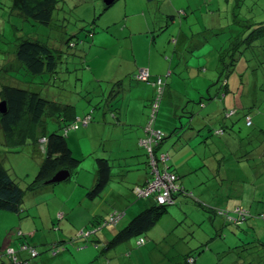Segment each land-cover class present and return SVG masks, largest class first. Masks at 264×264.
<instances>
[{
	"label": "rangeland",
	"instance_id": "1",
	"mask_svg": "<svg viewBox=\"0 0 264 264\" xmlns=\"http://www.w3.org/2000/svg\"><path fill=\"white\" fill-rule=\"evenodd\" d=\"M129 1L126 4L125 0H117L106 8L103 0H59L53 22L47 26L18 14L11 7L12 0H0V102L1 87L4 84L39 91L42 96L58 102L67 100L69 94H66L65 90L79 89L76 91L80 93H77L85 95L91 88L90 108L95 110L92 112V120L95 123L99 121L105 103L98 96V81L94 80L104 73L114 74L118 68L130 64L133 53H144L143 59L152 61L155 65L157 58L161 59L162 56L167 70L172 74H180L183 78L187 77L186 81L191 85L198 84L194 78L196 72L203 73L208 78L218 79L219 70L223 67L221 53L228 54L226 62L235 55L237 63L230 66L233 71L227 77L230 81L227 79L225 85H229L230 91H224L229 93L227 104L221 103L220 97L215 99L214 113H210V119H207L209 127H212L208 130L210 141L218 147V160L213 163L212 159V165L209 160L207 164L200 165L197 160V157L200 159V152L194 159L191 157L181 171H186L182 173V183L193 195L180 194L175 203L168 205V213L144 235V245L139 246L135 237L108 250L113 251L110 255L113 264H184L186 255L190 253L196 260L189 264H226L231 258V255L227 256L229 254H233L232 257L235 258L234 264H264V248L262 252L259 251L264 243V216L260 215L264 214V0ZM166 14L169 16L166 17ZM146 15L156 16V19L150 18L148 22ZM170 15L175 16L174 22ZM127 19H142V24L148 27L147 29L141 23L139 27H134L135 30L138 29V33L136 32V44L133 49L130 44L132 32L121 31L127 29ZM110 24L114 26L111 29L117 36L115 44V38H110L104 32ZM93 27L95 34L97 33L95 38L90 36L88 31ZM180 30L185 38L178 39ZM238 33L240 35L237 38ZM23 36L38 37L54 47L63 49L58 80H54L48 73L32 75L17 60L15 50ZM70 37L78 42L75 47L68 48L65 44L64 41ZM129 44L130 47H127ZM235 46L236 48H233ZM176 47L179 52L175 50ZM226 47H232L233 53L232 50L224 51ZM242 72L245 75L243 82L237 81ZM240 87L242 88L238 93L237 89ZM186 88L183 87V90H188ZM243 90L248 92L246 97L244 95V98L248 99L247 107L240 109L232 118H225L226 113L222 105L234 108L233 105L241 100ZM78 94L72 93L70 101L76 103L78 110L82 111L86 101ZM204 95L203 99L208 103L209 95L203 93L202 97ZM199 98L200 95L193 103V112L196 114H199L200 110ZM244 110L250 111L254 122L252 126L246 125L243 119ZM186 115L185 127L190 122V114ZM54 118L55 115L52 116L51 113L45 115L44 127L35 128L36 137L27 134L31 132L29 119L17 125L11 134L5 133L0 127V164L8 169L23 187L35 177L46 156V144L43 142L39 146L38 137L58 128ZM149 122L148 118L145 125ZM194 123L198 124L197 120ZM224 125H227L226 133H214L215 129ZM83 130L82 127L77 132ZM87 137L88 140L78 139L75 142V153L83 156L74 154L82 160L74 176L82 167L85 168L82 172L90 170L93 160L99 155L91 153L86 157L82 153L85 149L94 148L99 139L98 130L92 131ZM92 172L94 174V171ZM104 196L101 194L99 198ZM237 198L241 199L251 212L242 220L237 218L238 224H235L227 220L226 214L217 210L226 213L237 203ZM27 211L16 213L0 209V246L3 247L4 242H8L11 233L15 234L19 230V220H23L28 223L31 232L35 231V235L28 236V240L32 245H36L40 252L31 260V264H43V256H53L48 248L59 239L55 235L62 228L59 221L51 226L50 218L38 209L33 210L31 214ZM131 211L132 208L118 223L109 222L101 229L99 228L104 226L105 221L94 228L92 225L90 229L68 236L69 238H65L66 242L75 241L78 236L80 244L94 247L91 236L97 234L102 237L103 229L126 224L132 215ZM135 211L134 213H138L140 210ZM111 214L107 215L108 220ZM25 223L23 229L27 231L28 226L25 228ZM15 238V249H18V239L24 236ZM258 243L261 244L252 247V253L247 254L250 246ZM70 244L72 243H69V246ZM106 246L103 245L102 249H106ZM123 246L127 247L124 249ZM231 247L235 248L230 249ZM1 250L2 248L0 252ZM10 262L8 256L0 259V264ZM76 262L73 260L74 264ZM47 263L49 264L48 261Z\"/></svg>",
	"mask_w": 264,
	"mask_h": 264
},
{
	"label": "crops",
	"instance_id": "2",
	"mask_svg": "<svg viewBox=\"0 0 264 264\" xmlns=\"http://www.w3.org/2000/svg\"><path fill=\"white\" fill-rule=\"evenodd\" d=\"M116 1L117 0H115L114 3ZM129 2V0H125L126 4ZM104 4L106 8L113 5L111 4L108 6L105 2ZM159 14L162 13L159 12ZM167 16H169V14H166V17ZM170 17L174 22L175 16L170 15ZM150 18L156 19V16H147L148 22H150ZM140 23L148 29L146 25L142 24V19H136L133 21H128L127 19L125 25L127 29L124 28L121 30H130V32H132L130 39L132 49L134 48V44H136L135 38L138 33V29L135 30L134 27H139ZM111 28H114V26H111L110 24V27L104 32H106L110 38H115L113 41L115 44L117 42V36ZM92 31V37L95 38L97 33L95 34L96 31L94 27L92 28ZM239 35L240 33L237 34V38ZM143 37L148 39L146 36ZM180 38H185L182 30H180L178 39ZM130 44L127 47H130ZM175 50L179 52L178 47H176ZM143 54L144 53H133L130 64L125 65L122 68H118L114 74L104 73L98 77V79L94 80L98 81V85H96V91H99L98 96L102 99V102L105 103L104 110L99 116L100 119L95 123L92 120L86 128L83 127V132H77L78 129H74L70 130L68 133V143L72 148L73 153L77 154L75 153V150H77L75 149V142L78 139L88 140L87 136L89 133L94 130H98L99 139L95 142L94 148L89 150L85 149L82 153L86 157L91 153H97L99 154L97 157H106L111 161L113 166V179L102 192L105 196L101 198H99V196L96 198H89L87 195V190L94 185L96 179L97 163L95 159L93 160L92 166L89 164L90 170L88 169L87 172H82V169H85L82 167L81 170L79 169L77 171L76 176L73 174L66 181L45 185L37 188L36 190L28 191L23 198L21 203V212L28 210V214H31L33 210L37 211L38 209L40 213L50 218L51 226L52 224L55 225L56 221H59V226L62 229H59L60 232L55 235L59 238L55 241L56 243L66 242L65 238H69L68 236H73L74 234H78L80 231L90 229L92 228V225L93 228L95 226H99L113 210H123L126 215L132 208L131 219L135 214H137L134 213L136 212L135 210L141 211L148 205L147 200L143 201V199L136 198L133 192V187L137 184L145 183L150 176V168L147 162L148 156L146 154L147 152L145 147L142 146L141 139L146 137L145 124L149 118L150 102L153 98L155 88L153 84L137 81L133 76L141 67H147L150 69L152 75L151 78L153 80L158 74H164L168 70L162 56L161 59L157 58V63L155 65L152 64V61L149 62L144 60L142 57ZM60 72L61 71L58 67L57 77H55L57 80L59 78L58 73ZM67 72L69 71L67 70ZM52 78L54 79V77ZM184 78L180 74L176 73H173L168 78V83L165 88V96L162 101L159 116L154 125L156 129H160L165 132L164 139L158 147V154H166L167 161L163 162L164 159H161V163L159 164H161L163 169H167V165L170 166L171 170L180 174L181 181L184 175L182 173L186 172L181 171L182 167L190 160L191 157L194 159L195 155L197 156L199 152L202 155H200V159L197 157L200 165L207 164L208 160L212 165V159L213 163L218 160V147L210 141V133H208V130L212 127H209L210 123L207 119H210V113H214L213 104L215 99L220 97L221 103L227 104L226 100L229 93L224 91H230V89H228L229 85L225 86L227 85L228 78L224 80L222 85L220 82H217L218 79L208 78L206 75L199 72H196L194 75V78H196L195 81H197L198 84H188V81H186L187 77ZM244 78L245 75L244 72H242L240 79L237 81L243 82ZM228 81H230V79H228ZM51 82L57 81L51 80ZM183 87H187L188 90L192 92L190 93L188 90H183ZM242 87L237 89L238 93ZM76 90L79 89L64 91L66 94H69V96L66 97V101L58 102L57 100L51 99L57 102V105L67 104L73 106L70 110H61L55 105V107H53L50 111L52 116L55 115L54 121L57 122L58 127L60 125L58 121L62 119H65L68 123H70L79 116L95 112L93 108H90L91 88L86 91L87 93L85 95L78 94L77 92L80 93V91ZM72 93L78 94L79 97H83V100L86 101V105H84L82 111L78 110V105L76 103L70 101ZM203 93H208V103L204 101L205 95L202 97ZM199 95L200 110L199 114H196L193 112V103L196 102L195 100L199 97ZM244 95L246 97L248 92H242L241 100H238L236 104L233 105L234 108L239 109V112L240 109L243 107L246 108L248 105L246 103L248 99H245ZM233 97H235V95ZM222 106L225 110L224 113H227L228 110L231 109L227 105ZM190 108L193 110L191 111ZM245 112L250 114V111L244 110V113ZM187 113L190 114V122L187 127H185L184 118L187 117ZM226 117L229 118L227 115ZM243 119L247 126H252L254 124L253 122L252 125H248L245 117ZM195 120H197L198 124L194 123ZM218 129L221 128L215 129V134H217L216 130ZM39 137L38 142L40 146V144L43 143V136L39 135ZM203 147H205L204 150L202 149ZM78 152L81 154L80 151ZM152 165L153 164L151 162V166ZM92 171H94V174ZM90 172L93 176L92 174L90 175ZM183 185L185 184L183 183ZM236 200L238 201L233 205L232 209L237 206H241L245 210H249L248 212H251V210L244 205L241 199L237 198ZM12 217L15 218V216ZM24 223L25 222L23 220H19V230L15 234H10L8 242H4L3 247H1V252H3L4 248L7 246L15 247V237L20 238L21 236H24V238L18 239L16 246L20 247L24 241L30 242V240H28V236L35 235V231H30V227L27 225L28 223H25V228L28 226V229H26L27 231H25L23 229ZM124 225L117 228L103 229L104 234H102V237L97 236V231L95 233L96 235L91 236V241L95 243L94 247H87L82 250H78L76 248L77 245L80 244V240L78 239L70 244V246L68 245L65 250L62 249L56 256H43L41 258V262L43 264H46L47 261L49 264H74L73 260H76V264H113V260L110 256L113 254V251L108 249L103 250L102 246L106 245L107 242ZM103 227L105 226H101L99 229ZM21 230H24L23 234L20 233ZM123 247L125 249L127 246ZM123 247L121 248L122 250ZM1 252L0 255L2 254ZM116 255L119 259H121V256H119L117 252Z\"/></svg>",
	"mask_w": 264,
	"mask_h": 264
},
{
	"label": "trees",
	"instance_id": "3",
	"mask_svg": "<svg viewBox=\"0 0 264 264\" xmlns=\"http://www.w3.org/2000/svg\"><path fill=\"white\" fill-rule=\"evenodd\" d=\"M58 3L59 0H12L11 7L18 14L23 15L28 19H32L38 23L49 26L53 22L54 19L53 15L58 7ZM88 31H89V35L93 36L92 28L91 30ZM64 42L68 48L75 47L78 43L75 42V40H73V37L66 39ZM225 50L230 52V50H232V47H227L224 49V51ZM233 51L234 50H232V53ZM62 55H63L62 48L54 47L50 45L48 42L42 41L38 37H32V36H23L19 40L15 50V56L17 60L21 62L25 66V68H27L29 73H31L32 75H42L44 73H48L54 78L57 77L58 67L59 64L61 63ZM227 55L228 54L226 53L224 54L223 52L221 53L220 56L221 60L223 61L222 62L223 67L220 68L219 70V77L217 82H220L221 85L224 83V80L229 76V74L233 71V67L230 66H234L237 63V58L235 57V55H232L231 58L229 59L230 61L226 62L225 59L227 58ZM141 68H146L148 70L149 72L148 80H141L137 77V74ZM141 68H139V70L134 74L133 77L137 81L151 83L154 85L155 91L153 98L150 102V113H149V121L150 119L153 118L152 125L154 126L159 116L162 101L165 96V88L168 83V78L172 75V72L168 71L165 74H158L156 78L153 80L151 78L152 75L150 69L147 67H141ZM159 78H161L162 80L161 83H158ZM1 95H2V100L6 101L7 109L5 113L0 112V127L7 134L13 133L17 125L21 124L24 120L29 119L28 121H30L31 123V129H30L31 132L27 134L36 137V133H35L36 126L37 127L39 126L41 128L44 127L45 115L50 113V111L53 109V107H55V105L58 106L61 110L64 109L70 110L73 107L67 104L57 105V102L42 96L39 91L31 90L29 88L14 86V85H7V84L2 85ZM155 102H157L156 107H154ZM154 108L156 109L155 112L153 111ZM232 109H235V112L231 114L229 118L235 116L239 112L238 108H231L229 110ZM243 116L245 117L246 121L248 117L252 119V116L248 112H245ZM225 118L227 117L225 116ZM74 121L75 120L68 123L65 119H62L58 121L60 125L55 131L48 134L46 133L40 134L43 136V138H45V140H43L42 142L46 144L45 146L46 156L42 161L37 174L32 179V181L28 183L26 187L21 186L19 182L11 175L9 170L5 166L0 164V209L7 210L10 212L20 213L21 203L23 201L25 194L28 191H33L36 190L37 188L45 186L43 182L51 178L58 170L62 168L71 169V176L75 173V170L79 167L82 160L74 155L73 150L70 147L67 139L69 131L74 130L69 128ZM252 124H253V119H252V123L248 125H252ZM80 128L82 127H79L78 129ZM226 128H227L226 125L221 127V129L224 130L223 133L226 132ZM223 133L219 132L217 133V135H221ZM147 134L148 132L146 131V135ZM163 139L164 137L161 140L158 139V141H154L155 143H153L152 152L157 160L159 171L162 169L160 172H164L165 170H168L170 173H173L174 175H176V177L179 178L176 180V184L178 186L177 190L173 191L171 201L165 203H161L158 200L157 198L158 189H155L154 191H152L147 195H141L139 193L137 188H146L157 175L154 170V166L153 165L151 166V153L148 150V148L142 144V146L145 147V150L147 152L146 154L148 156L147 162L150 168V176L148 177L145 183L137 184L136 186H134L133 192L134 195L136 193L135 195L136 198L147 200L148 205L147 207L139 211L137 214H135L129 220V222L126 225H124V227L118 230V232L107 242L106 249L113 248L135 237L137 238L136 241L139 246L144 245L146 243V238L144 235H146L150 230H152L158 224V222L163 218V216L168 213V205L171 203H175L177 196L180 194L185 196L193 195V193L189 189H187L185 185H183L180 174H178L174 170H171L170 166L168 165L166 166L167 169L166 168L163 169L161 164H159L158 161H160L161 163V158H160L161 154H158V147L161 144V141H163ZM96 161H97V173H96L95 183L91 188L87 190V195L89 198H96L100 196L104 191L105 187L113 179V173H112L113 166L111 161L106 157H97ZM165 161L167 160L165 159L163 162ZM234 210L235 208L227 210L226 213L220 209H218L217 211L222 214H226L227 220H229L230 222H234L235 224H238L235 219H231L229 217L232 216L235 218L238 216L237 212H235ZM114 212L117 213L122 212L121 217L119 218V220H117L118 223L124 217L125 212L123 210H113L110 213H114ZM262 214L263 213H260L261 216ZM104 221H105L104 226H107L109 224L108 218L106 217ZM20 233L23 234L22 231H20ZM75 239L78 240V236L75 237ZM73 242L74 241L71 240L68 242L53 243V245H51L48 248V250L50 249V253L53 256H56L62 249L65 250V248H67L69 243H73ZM260 244L261 243L250 246L251 249L247 251V254L252 253V247L258 246ZM24 245L28 246V248H24L23 247ZM85 247H87V244L85 245L79 244L77 245L76 248L78 250H82ZM235 247H231L230 249H233ZM10 248L14 249V253L13 252L9 253L8 249ZM263 248H264V243L262 244L261 248H259V251L262 252ZM33 249L36 251V254H32ZM1 253L2 254L0 255V259L6 256L10 258L11 262L8 264H31V260L40 254V252L37 249V246H35L34 244L32 245L28 241H24V243L21 245V247H18V249H15V247L12 246H7L6 248H4L3 252ZM14 255H16V259H14ZM230 255L231 258L228 259L226 264H234V262L236 261L235 258L232 257L233 254H229L227 256ZM195 260L196 258L192 256L191 253L187 254L184 260V264L195 262Z\"/></svg>",
	"mask_w": 264,
	"mask_h": 264
},
{
	"label": "built area",
	"instance_id": "4",
	"mask_svg": "<svg viewBox=\"0 0 264 264\" xmlns=\"http://www.w3.org/2000/svg\"><path fill=\"white\" fill-rule=\"evenodd\" d=\"M148 76H149V72L146 68H141L137 74V77L141 80H148ZM161 81H162L161 78H159L158 83H161ZM154 105H155L154 107H156L157 102H155ZM153 111L155 112L156 109L154 108ZM234 112H235V109L229 110L226 113V115L231 116V114H233ZM91 120H92V115L89 113L86 114L85 116H79L75 119V121L70 125L69 128L78 129L79 127H86L90 124ZM152 122H153V118L150 119L149 124L145 128L148 134L146 135V137L141 139V143L145 145L150 151L151 162L154 166V170L157 175L154 178V180H152L146 188H137V189L141 195H147L151 193L152 191H154L155 189H158L157 198L161 203H165V202L171 201L173 191L177 190L178 188L176 184L177 177L173 173H170L168 170H165L164 172L159 171L158 163H157L155 156L153 155L152 148H153V143H155L154 141H158V139L161 140L165 135L162 130L156 129L152 125ZM247 123L248 124L252 123V119L250 117L247 118ZM219 132L223 133L224 130L223 129L216 130V133H219ZM43 140H45V138H43ZM166 157H167L166 154H162L160 156V158L164 160L166 159ZM234 211L237 212L238 216L235 218L232 216H229V217L231 219H235L236 222H238V220L244 219V217H247L249 214L247 210L242 209L240 206L235 207ZM121 213H117V212L112 213L110 216L109 222H117V220L122 215ZM262 216H264V214H262ZM237 218L239 219L237 220ZM23 247L28 248V246L26 245H24ZM8 251L9 253H12V252L14 253L13 248L8 249ZM32 254H36V251L34 249L32 250ZM14 259H16V255H14Z\"/></svg>",
	"mask_w": 264,
	"mask_h": 264
},
{
	"label": "water",
	"instance_id": "5",
	"mask_svg": "<svg viewBox=\"0 0 264 264\" xmlns=\"http://www.w3.org/2000/svg\"><path fill=\"white\" fill-rule=\"evenodd\" d=\"M114 1L115 0H104L106 5H108V6L113 4ZM6 109H7L6 101L2 100L0 102V112L1 113H5ZM70 176H71V169L62 168V169L58 170L51 178H49L48 180L44 181L43 184L44 185H49V184L63 182V181L68 180L70 178Z\"/></svg>",
	"mask_w": 264,
	"mask_h": 264
},
{
	"label": "bare ground",
	"instance_id": "6",
	"mask_svg": "<svg viewBox=\"0 0 264 264\" xmlns=\"http://www.w3.org/2000/svg\"><path fill=\"white\" fill-rule=\"evenodd\" d=\"M158 160H159V158H158ZM158 162L160 163V161H158ZM161 170H162V169H161ZM161 170H160V171H161ZM151 174H152V173H151ZM152 175H153V174H152ZM135 195H136V193H135Z\"/></svg>",
	"mask_w": 264,
	"mask_h": 264
}]
</instances>
